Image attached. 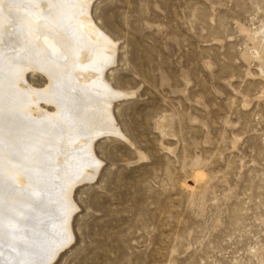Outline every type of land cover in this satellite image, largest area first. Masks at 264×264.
Listing matches in <instances>:
<instances>
[{"label":"rangeland","instance_id":"rangeland-1","mask_svg":"<svg viewBox=\"0 0 264 264\" xmlns=\"http://www.w3.org/2000/svg\"><path fill=\"white\" fill-rule=\"evenodd\" d=\"M90 15L117 45L104 80L124 139L95 142L104 165L75 189L74 242L52 264H260L264 63L248 33L264 0H95ZM1 246L0 264L26 262Z\"/></svg>","mask_w":264,"mask_h":264},{"label":"bare ground","instance_id":"bare-ground-1","mask_svg":"<svg viewBox=\"0 0 264 264\" xmlns=\"http://www.w3.org/2000/svg\"><path fill=\"white\" fill-rule=\"evenodd\" d=\"M94 1L0 0V40L6 45L0 49V242L4 250L21 246L28 254L24 264L55 263L70 248L73 193L104 165L94 144L122 135L112 110L121 95L104 80L117 45L92 21ZM248 36L252 56L263 65L264 24ZM29 72L45 76L49 86L31 88ZM160 126L169 132L168 119Z\"/></svg>","mask_w":264,"mask_h":264}]
</instances>
